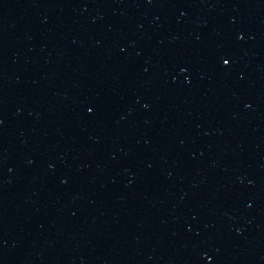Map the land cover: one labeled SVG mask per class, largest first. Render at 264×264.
I'll return each mask as SVG.
<instances>
[{"label":"water","instance_id":"obj_1","mask_svg":"<svg viewBox=\"0 0 264 264\" xmlns=\"http://www.w3.org/2000/svg\"><path fill=\"white\" fill-rule=\"evenodd\" d=\"M0 264H264V0H56L0 136Z\"/></svg>","mask_w":264,"mask_h":264}]
</instances>
